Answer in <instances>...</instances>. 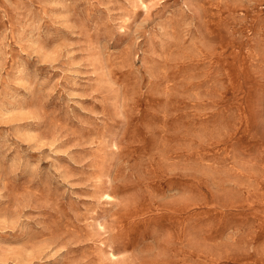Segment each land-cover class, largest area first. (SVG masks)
Returning a JSON list of instances; mask_svg holds the SVG:
<instances>
[{
	"label": "rangeland",
	"instance_id": "rangeland-1",
	"mask_svg": "<svg viewBox=\"0 0 264 264\" xmlns=\"http://www.w3.org/2000/svg\"><path fill=\"white\" fill-rule=\"evenodd\" d=\"M0 264H264V0H0Z\"/></svg>",
	"mask_w": 264,
	"mask_h": 264
}]
</instances>
